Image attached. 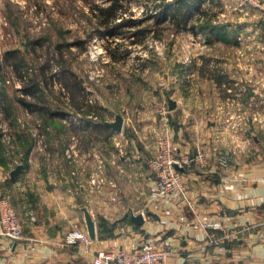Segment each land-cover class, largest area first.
Instances as JSON below:
<instances>
[{
  "label": "crops",
  "instance_id": "0c3cea01",
  "mask_svg": "<svg viewBox=\"0 0 264 264\" xmlns=\"http://www.w3.org/2000/svg\"><path fill=\"white\" fill-rule=\"evenodd\" d=\"M255 51L264 53L261 47ZM204 56L197 66L192 59L191 72L215 83L221 93L176 94L171 99L177 105L169 109V120L160 129L144 114L130 120L121 115V130L110 121L79 125L71 136L76 137L72 157L69 136L64 143L68 153L63 150L60 166L66 172L60 174L50 173L46 167L51 157L39 159L41 150L29 144L25 155L8 167L9 179H0V194L11 193L24 230L23 239H0V264H92L98 248H137L147 238L175 249L169 264H264V124L255 120L252 108L238 106L264 102V77L251 79L248 85L259 88L247 94L226 66L210 68ZM243 64L238 63L246 69L259 65ZM0 98L4 105L2 91ZM87 114L99 117L94 111ZM168 133L179 154L203 151L205 161L184 170L186 198L153 199L148 159L158 139ZM20 164L13 178L11 171ZM89 166L91 176L86 174ZM83 207L103 214L111 233L101 236L95 218L93 243L69 246L66 236L75 226L88 231ZM131 211L142 213L144 222L121 221ZM204 220H219L223 228L194 227ZM219 237L218 243L212 242Z\"/></svg>",
  "mask_w": 264,
  "mask_h": 264
},
{
  "label": "rangeland",
  "instance_id": "374dc122",
  "mask_svg": "<svg viewBox=\"0 0 264 264\" xmlns=\"http://www.w3.org/2000/svg\"><path fill=\"white\" fill-rule=\"evenodd\" d=\"M158 1L129 0L127 14L138 26L102 35L93 7L108 0H0V92L6 95L0 103V179H9L8 167L32 142L41 150L39 159L51 157L47 170L60 174L66 172L60 166L64 143L69 136L72 157L76 137L71 136L79 125L144 114L160 129L169 120V98L192 91L220 94L215 83L191 72L192 59L197 66L205 61L202 55L209 57L210 68L226 66L247 94L259 88L248 84L264 77V53L255 51L264 50V0H206L203 6L210 7L217 28L200 33L177 31L168 22L156 25L150 14ZM139 29L147 32L137 34ZM252 62L259 65H238ZM89 105L98 118L87 114ZM238 106L252 108L264 124V102ZM92 173L93 167H86V174ZM128 213L121 221L131 218Z\"/></svg>",
  "mask_w": 264,
  "mask_h": 264
},
{
  "label": "built area",
  "instance_id": "2783aa9c",
  "mask_svg": "<svg viewBox=\"0 0 264 264\" xmlns=\"http://www.w3.org/2000/svg\"><path fill=\"white\" fill-rule=\"evenodd\" d=\"M3 117L4 114L0 111V119ZM148 161L150 170L154 174L150 196L153 199H173L178 196L187 197L188 187L184 170L195 162L203 163L205 155L203 151L179 154L171 134L168 133L160 139L157 149ZM2 177L4 176L0 166V178ZM91 181L97 184L95 177H92ZM194 227L205 231L223 228L219 220L199 221ZM23 237L22 220L11 195H0V239L13 241L23 239ZM221 238L212 239V242L218 243ZM94 240L88 231L78 226H75L66 236V244L73 247L78 246L79 243L89 245ZM34 248L35 245L31 244V249ZM175 254L173 247L159 245L151 238H147L137 248L129 245L98 248L94 251L92 264H169Z\"/></svg>",
  "mask_w": 264,
  "mask_h": 264
},
{
  "label": "trees",
  "instance_id": "16d2710c",
  "mask_svg": "<svg viewBox=\"0 0 264 264\" xmlns=\"http://www.w3.org/2000/svg\"><path fill=\"white\" fill-rule=\"evenodd\" d=\"M129 0H108L106 5L96 4L93 12L102 27V35H113L114 29L136 27L139 20L127 14ZM206 0H160L153 4L154 11L150 16L155 18V24L169 23L175 26L177 31L196 30V33L205 32L206 29L217 28L215 24V15L209 13L210 7H204ZM197 10L198 16L193 17ZM131 14V12H130ZM147 32V29L137 30L136 33ZM27 94H32L31 89H25ZM24 102V101H23ZM88 113H91L93 106L89 105ZM96 114V113H95ZM100 235L107 236L111 233L110 223L104 217L100 219Z\"/></svg>",
  "mask_w": 264,
  "mask_h": 264
},
{
  "label": "water",
  "instance_id": "95a60500",
  "mask_svg": "<svg viewBox=\"0 0 264 264\" xmlns=\"http://www.w3.org/2000/svg\"><path fill=\"white\" fill-rule=\"evenodd\" d=\"M177 103L173 99H169V109L172 110L176 107ZM123 123H124V118L119 115L115 118L114 121L109 122L108 124L111 125L113 128L117 130H121L123 128ZM23 165H18L16 168H14L11 171V176L15 178L21 171ZM83 211L85 213V219H86V224H87V230L89 235L91 236L92 239L97 238V230H96V221L95 218L93 217L92 213L88 209V207H83ZM126 217L129 216V213L125 215ZM130 217L131 219L137 223L141 224L144 222V215L142 213L136 214L133 211L130 212Z\"/></svg>",
  "mask_w": 264,
  "mask_h": 264
}]
</instances>
